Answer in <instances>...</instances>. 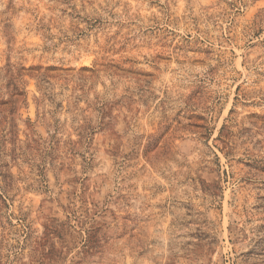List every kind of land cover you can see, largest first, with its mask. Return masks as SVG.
<instances>
[{
	"label": "rangeland",
	"instance_id": "1",
	"mask_svg": "<svg viewBox=\"0 0 264 264\" xmlns=\"http://www.w3.org/2000/svg\"><path fill=\"white\" fill-rule=\"evenodd\" d=\"M0 264H264V0H0Z\"/></svg>",
	"mask_w": 264,
	"mask_h": 264
}]
</instances>
